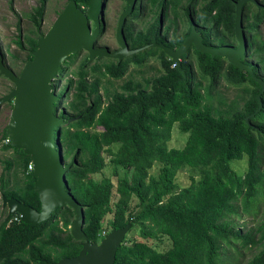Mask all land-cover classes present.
Listing matches in <instances>:
<instances>
[{"label": "trees", "instance_id": "obj_1", "mask_svg": "<svg viewBox=\"0 0 264 264\" xmlns=\"http://www.w3.org/2000/svg\"><path fill=\"white\" fill-rule=\"evenodd\" d=\"M46 1L41 0L34 12L27 14L36 27ZM75 1L79 8H87V0ZM153 1L150 3L155 7L157 2ZM238 1L186 0L191 4L189 17L184 6L180 12L181 1L174 0V18L167 29H177L181 22L186 29L176 33L168 45L179 47L194 22L207 45L238 46ZM258 1L261 7L248 3L244 8L248 50L243 61L253 64L255 74L264 79V0ZM137 12L136 8L134 19ZM154 18L151 23L159 29L158 16ZM131 25L129 19L126 29L129 39L134 40ZM33 33L38 35V30ZM156 38L161 41L151 27L139 31V42L132 43L143 45ZM16 41L22 48L26 43L35 49L37 36L29 35L25 40L19 34ZM189 50L187 66L182 62L187 77L181 80L183 73L171 66L170 60L165 65L167 55L157 47L136 53L131 60L141 64L147 54L155 55L162 59L163 70L148 76L145 69H138L119 89L115 85L127 70L123 63L117 65L113 60L92 68V82L86 79L85 67L77 72V79L70 78L74 93L65 103L71 112L61 114L66 124L61 126L66 163L76 159L67 172L68 187L85 207L84 230L92 243L101 242L106 233L129 222L140 227L142 239L126 238L117 250L115 264H264V218L247 231L236 220L242 212L258 214L264 205V92L263 107L256 112L262 87L248 71L234 67L224 57L212 58L193 46ZM222 77L235 84L251 81L253 87L247 89L250 97L242 104L222 99L219 106L214 105L210 100ZM175 124L181 132L189 133L182 148L168 146ZM4 137L7 139L6 128ZM143 138L146 148L132 164L131 153L139 152ZM120 142L128 149L115 150L113 146ZM4 149H13L14 153L12 158L0 159L4 163L2 194L40 210L36 178L28 171L30 156L9 142ZM244 157L247 171L240 174L232 161ZM156 162L161 163L157 175L150 173ZM109 164L110 176L93 177ZM183 171L188 172L186 186L179 183ZM10 174L17 175L13 185ZM1 214L0 264H55L78 255L82 249L70 231L76 217L70 206L60 207L49 220L33 227L23 222L19 213L3 209ZM164 242L169 246L163 248ZM257 246L261 248L252 258L241 261L242 249Z\"/></svg>", "mask_w": 264, "mask_h": 264}, {"label": "water", "instance_id": "obj_2", "mask_svg": "<svg viewBox=\"0 0 264 264\" xmlns=\"http://www.w3.org/2000/svg\"><path fill=\"white\" fill-rule=\"evenodd\" d=\"M126 1L127 7L120 14L116 29V39L120 48L114 51H110L108 47H95L101 30L106 0H87L86 12L78 7L75 0H70L48 32L40 34L38 48L33 51V59L25 64L20 75L7 66L0 42V74L15 85L0 99V105L13 100L6 136L12 147L23 149L30 156L29 162L33 164L35 190L39 194L41 209L38 210L15 197L6 195H2L3 206L8 208L10 214L19 213L21 220L32 227L49 220L60 207L70 206L74 209L76 217L70 225V231L72 236L81 242L82 249L78 255L64 257L55 264H115L117 250L131 226L129 222L125 227L106 233L101 242L92 243L84 230L85 207L68 187L67 172L76 159L73 157L69 163L65 160L61 142V126L65 123V118L59 116L56 111L60 96L54 91L51 82L62 70V65L69 56L80 50H87L89 52L87 63L103 57L118 58L121 61L150 47H160L184 74L181 80L186 78V73L181 67L180 58L193 46L201 53L210 54L212 58L224 57L234 67L248 71L262 87L257 94L260 106L256 112L263 107L261 95L264 92V79L255 74L253 64L243 61L248 50L244 8L248 3L261 7L258 0H239L236 3L235 35L238 46L207 45L201 31L193 22L191 32L176 49L156 40L129 49L124 35L125 24L134 12L137 0ZM72 120L73 118L68 119L69 122Z\"/></svg>", "mask_w": 264, "mask_h": 264}, {"label": "rangeland", "instance_id": "obj_3", "mask_svg": "<svg viewBox=\"0 0 264 264\" xmlns=\"http://www.w3.org/2000/svg\"><path fill=\"white\" fill-rule=\"evenodd\" d=\"M67 0H47L45 3V10L44 15L41 18L40 27H36V25L33 24L28 13L34 12V9L36 6H39L41 4V0H0V42L3 50V54L5 56V62L10 63L12 68H14L15 71H19L20 67L14 66L13 63H11V51L14 52L15 50H20L19 44H17L16 39L18 38V35H23V38L25 40L28 39L29 35L40 37V33L46 34L48 30L52 27L53 23L59 16L60 11H62L65 6L67 5ZM126 7V0H106V7L104 10V16L106 18V22L109 25V30L106 32V34L98 41L99 45L104 46H111L116 47L117 41H116V27L118 23V17H120V13L122 10ZM149 16V15H147ZM133 18H130V20ZM151 18L147 21H149ZM133 25H136L137 28H139V23H134ZM145 26L146 22H142L141 26ZM34 30H38V35L33 33ZM261 31L264 35V24L261 25ZM21 54H27L26 50H20ZM134 56L133 54L124 58L123 60H131V57ZM24 57V56H23ZM105 62H108L109 58L104 59ZM195 63V59H192ZM77 64V63H76ZM145 67V65H143ZM72 67H74V63L72 64ZM71 66L67 69L65 72L66 75L69 77L72 73ZM147 72L145 75H150V69L151 66H146ZM154 67V66H153ZM139 68H134L133 71L138 70ZM130 71V70H129ZM153 75V74H152ZM259 75V74H258ZM252 76V75H251ZM128 77V75L126 76ZM253 77V76H252ZM68 78V77H66ZM64 78V79H66ZM254 78V77H253ZM125 79V78H124ZM114 83H117L119 81L113 80ZM206 84L209 81H204ZM14 83L11 82L8 78L0 74V98H2L4 95L8 94L13 88ZM253 83L251 81H247L244 84H235L230 81H228L225 78H220L217 82V86L215 87L214 97L210 102L214 103V105L219 106V100H225L227 103H230L234 100H238L240 104H242L244 99H247L250 97L249 92L247 91L248 88L252 89ZM66 105V103H63ZM224 107V106H223ZM13 108V102L7 101L0 105V159H7L12 158V155L14 153L13 149H4V144L8 142V140L4 137V129L9 123L11 111ZM189 137V133L181 132V130L178 127V124H175L173 131H172V138L168 143L169 147H175V148H182ZM115 150L126 148L128 149L123 142L117 143L115 146H113ZM146 148V140L145 138L142 139L139 152H132L131 153V159L130 162L134 164L136 160L140 158V153L145 150ZM262 150H264V146L262 143ZM110 159V157H109ZM233 168L240 174H243L247 171V157H244L243 159H235L232 161ZM161 168V163L156 162L152 169L150 170V173L157 175L159 172V169ZM4 170V163L0 161V176ZM112 173V167L109 164L103 172L99 174L93 175L94 178L101 179L105 176H110ZM120 174H124V170H120ZM17 175L16 174H10L9 179L11 180V185L15 183ZM19 177H22L19 174ZM179 183L181 186H186L189 183L188 180V172L183 171L179 175ZM2 191L0 190V220L3 217L1 212L3 209H8L7 207L3 206L2 201ZM108 217H106L107 219ZM264 218V205L261 207L258 214H255V212H242V214L238 217H236L237 225L241 226V228H244L245 231L256 227ZM142 239L140 235V227L138 225L133 226L131 223V226L129 230L126 233L125 239ZM124 239V240H125ZM163 248H166L169 246L168 242L163 243ZM260 246L257 247H249L242 249V254L240 258L241 261H248L250 258H252L259 250ZM233 251V248H232ZM231 251V252H232ZM230 252V254H231Z\"/></svg>", "mask_w": 264, "mask_h": 264}, {"label": "flooded vegetation", "instance_id": "obj_4", "mask_svg": "<svg viewBox=\"0 0 264 264\" xmlns=\"http://www.w3.org/2000/svg\"><path fill=\"white\" fill-rule=\"evenodd\" d=\"M154 1L157 2L156 6H160L159 9L156 6L154 7L152 5V3H150V0H137L136 6H135V9L136 8L138 9V12H137V15H136L137 17L134 19L133 16H132L133 14H132L131 15L132 17L130 16L128 18V20H127V22H128L130 18H133V19L130 20V23H132L131 30L133 31L132 37L134 38V40H130L129 39L130 35L127 32V29H126L127 23L125 24L124 35H125V37L127 39V43H128L129 49H135V48H138L140 46L145 45V44H143V45L134 46L133 45L134 43H132V42H134V41H138L139 42V31H141V30L142 31H146V30H149L151 27L153 29L154 35H158L159 39L161 40V41H159V43H162V44H164L166 46H169L168 44L173 42V39H174V36H175L176 33H178V34L184 33L183 30L186 29V25L184 23H182V22H181V24H179V27L177 29H175L174 26H171L170 28L167 29L168 22L170 21V19L174 18V16H173L174 15V13H173L174 12L173 11L174 0H154ZM179 1H181L180 6H179L180 12L182 13L181 7L184 6L185 10L187 11L185 15L191 17V4L187 5L186 4V0H179ZM126 7H127V1H126ZM83 8H84L85 12L88 9V8H85V7H83ZM62 11H60V13ZM147 15H149V16H147ZM154 15L158 16L159 29H158V27L156 29V27L154 25H152V23H151V22L155 21ZM149 17L151 19L149 21H147L149 19ZM118 19H119V17H118ZM144 21L146 22V25L145 26L144 25L141 26L142 22H144ZM134 23H139V28H137L136 25H133ZM91 25L94 28V24L92 23ZM40 26L41 25H39V27ZM191 26H192V24H191ZM116 29H117V27H116ZM191 29H192V27H191ZM108 30H109V25L106 22L105 16L103 15V19L101 20V30H100L97 42L95 43V47L96 48L108 47L110 51H114L116 49H119L120 46L118 44H117L116 47L104 46V45L102 46V45L98 44V41L106 34V32ZM38 39H39V37H37V42H38ZM154 40H156L158 42V38H156ZM116 41H117V39H116ZM17 47H19L20 50H26L27 53H29L31 55V58H28V54L22 55L20 50H15L14 52L11 51V55H10V57L12 59L11 63H13L14 66L20 67L18 73H17V71L14 70V68H12L10 63L7 62L6 64H7V66L9 68L13 69L16 74L20 75L21 72H22L23 67L25 66V64L29 60L33 59V51L37 50L38 44L36 45L35 49H31L26 43H24L23 48L20 47V46H17ZM169 47H172V46H169ZM157 48H160V47H157ZM172 48L176 49L178 47H172ZM160 49H162V48H160ZM189 49L180 58L181 67H182V62L183 61L187 62V63H185L186 66H187V64H188V62L190 60V59H188V57L191 55L190 54L191 50H189ZM141 52L142 51H140L138 53H141ZM165 54L167 55V58H165V60H164L165 61V65H167V63L170 60L173 63V64H171V66L173 65L174 67H176L178 69L176 63L173 62L172 58L166 52H165ZM160 55H163V54L160 52ZM71 56H74L73 57V61L70 62V63H66L68 58H70ZM71 56H69L66 59V61L62 65V67H63L62 70L57 73L56 77L51 82V84L54 87V91H57V94L60 96V102H58L56 104V111L58 112L59 116H61V114L63 112H65L67 114H69L71 112V109H67V106L63 104L65 101L68 100V97H72L73 93H74V90L70 88L69 80H70V78L77 79V72L83 67H85L84 71L87 72L86 79H88L89 82H92L94 80V76H93L94 75L93 74L94 70L92 68H94V66L96 64L99 65V64L104 63L105 62V60H104L105 58L113 59V61L117 65L123 63V65H124V67L126 68L127 71H126V74L123 75L122 78H120L121 81L118 84L115 85L118 89H119V86L124 84V82L129 81V78H131V76H132L131 74L134 72L133 71L134 68H139V71H141V69H143V70L145 69L146 72H147V67L146 66H148V67L151 66L152 68L150 69V75H148V76H152V74L155 75L156 73L160 72V70H163V64L161 62L162 59L160 57H157L155 55H150V54H147L146 56L143 57V60L141 61V64H135L132 60H121L120 61L118 58H111V57L95 58L93 61L87 63V60L89 59V52L87 50H80L78 53L72 54ZM108 62H106V63H108ZM73 63H74V67H72ZM143 65H145V67ZM70 66L73 69H72L71 76L69 77L68 75H66L65 72L67 71V69ZM185 67L184 68L182 67V68L184 69V71L186 73V68ZM127 75H128V77H126ZM183 76H184V74H183ZM66 77H68V78H66ZM186 77H187V73H186ZM64 78H66V79H64ZM68 91H70V92L67 93ZM11 102H13V100H11ZM61 117H63V116H61ZM64 125H66V124H64Z\"/></svg>", "mask_w": 264, "mask_h": 264}, {"label": "built area", "instance_id": "obj_5", "mask_svg": "<svg viewBox=\"0 0 264 264\" xmlns=\"http://www.w3.org/2000/svg\"><path fill=\"white\" fill-rule=\"evenodd\" d=\"M29 172H33V164L30 162L28 167Z\"/></svg>", "mask_w": 264, "mask_h": 264}, {"label": "clouds", "instance_id": "obj_6", "mask_svg": "<svg viewBox=\"0 0 264 264\" xmlns=\"http://www.w3.org/2000/svg\"><path fill=\"white\" fill-rule=\"evenodd\" d=\"M7 140H8V138H7ZM9 142V141H8ZM30 163V162H29ZM66 166V165H65Z\"/></svg>", "mask_w": 264, "mask_h": 264}]
</instances>
